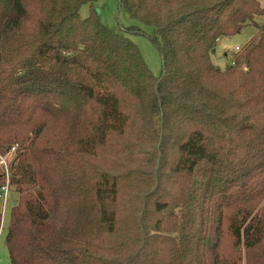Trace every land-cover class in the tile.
Listing matches in <instances>:
<instances>
[{
	"label": "trees",
	"instance_id": "trees-1",
	"mask_svg": "<svg viewBox=\"0 0 264 264\" xmlns=\"http://www.w3.org/2000/svg\"><path fill=\"white\" fill-rule=\"evenodd\" d=\"M95 1L0 0L10 264H264L261 0H117L151 29L157 78Z\"/></svg>",
	"mask_w": 264,
	"mask_h": 264
},
{
	"label": "rangeland",
	"instance_id": "rangeland-1",
	"mask_svg": "<svg viewBox=\"0 0 264 264\" xmlns=\"http://www.w3.org/2000/svg\"><path fill=\"white\" fill-rule=\"evenodd\" d=\"M262 6H264V0H261ZM94 10L99 11L100 22L106 26L110 31L116 34H120L129 38L139 49L146 65L154 77H159L161 73V60L157 49L151 44L148 39V33L150 28L142 26L137 21L133 20L122 8L117 5V0H96L94 2ZM81 18H85L89 14V7L83 6L80 9ZM260 25L264 23V19H259ZM137 26L141 27L142 33H125L124 28ZM257 29L254 26H246L242 31L234 36L221 37L216 42L215 47L210 51V59L212 64L220 69L224 70L232 61L236 58L239 52L247 45V43L257 34ZM239 48V51H236ZM14 156V151L11 150L3 158V165H0L1 175L5 177V165ZM17 202V193L14 188L11 187L8 193V202L3 210L0 232V264H10L8 258V252L4 245L5 234L7 226L9 224L12 204ZM0 214H2V204L0 201Z\"/></svg>",
	"mask_w": 264,
	"mask_h": 264
},
{
	"label": "built area",
	"instance_id": "built-area-1",
	"mask_svg": "<svg viewBox=\"0 0 264 264\" xmlns=\"http://www.w3.org/2000/svg\"><path fill=\"white\" fill-rule=\"evenodd\" d=\"M236 51H239V48H236ZM3 163H4L3 162V158H2V156H0V165H3ZM0 176H2V175H0ZM5 177H6L5 182L0 185V201H1V204H2V214H3L4 208L7 205L8 193H9V191L11 189V187L9 186L7 165H5Z\"/></svg>",
	"mask_w": 264,
	"mask_h": 264
},
{
	"label": "crops",
	"instance_id": "crops-1",
	"mask_svg": "<svg viewBox=\"0 0 264 264\" xmlns=\"http://www.w3.org/2000/svg\"><path fill=\"white\" fill-rule=\"evenodd\" d=\"M17 200H18V194H17ZM14 204H16V202H14L13 204H12V207L14 206ZM3 215V214H2ZM0 232H1V225H0ZM7 232V231H6ZM5 236H6V234H5ZM0 260H1V258H0Z\"/></svg>",
	"mask_w": 264,
	"mask_h": 264
},
{
	"label": "water",
	"instance_id": "water-1",
	"mask_svg": "<svg viewBox=\"0 0 264 264\" xmlns=\"http://www.w3.org/2000/svg\"><path fill=\"white\" fill-rule=\"evenodd\" d=\"M95 13H96V15L99 17V11L96 10ZM14 205H15V204H14Z\"/></svg>",
	"mask_w": 264,
	"mask_h": 264
}]
</instances>
